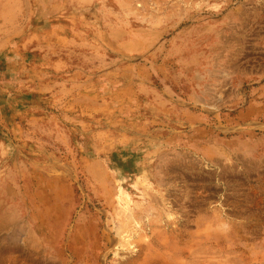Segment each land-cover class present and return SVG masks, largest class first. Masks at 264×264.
<instances>
[{"label": "rangeland", "instance_id": "1", "mask_svg": "<svg viewBox=\"0 0 264 264\" xmlns=\"http://www.w3.org/2000/svg\"><path fill=\"white\" fill-rule=\"evenodd\" d=\"M0 264H264V0H0Z\"/></svg>", "mask_w": 264, "mask_h": 264}]
</instances>
